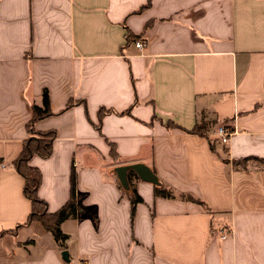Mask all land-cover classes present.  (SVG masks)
<instances>
[{
	"label": "crops",
	"instance_id": "obj_1",
	"mask_svg": "<svg viewBox=\"0 0 264 264\" xmlns=\"http://www.w3.org/2000/svg\"><path fill=\"white\" fill-rule=\"evenodd\" d=\"M45 90L53 115L34 128L56 137L30 160L38 194L62 207L74 169L82 198L62 243L24 224L12 164ZM203 119L207 136L191 131ZM247 156L264 159V0H0V264H264V165L236 166ZM136 162L210 211L136 174L123 189L114 168Z\"/></svg>",
	"mask_w": 264,
	"mask_h": 264
},
{
	"label": "trees",
	"instance_id": "obj_2",
	"mask_svg": "<svg viewBox=\"0 0 264 264\" xmlns=\"http://www.w3.org/2000/svg\"><path fill=\"white\" fill-rule=\"evenodd\" d=\"M150 3V2H149ZM127 41H134L136 37L134 34L127 30L126 37ZM43 104L42 105H33V117L32 119L27 123V129L29 132V136L25 138L23 141V149L19 156L13 160L12 164L13 167L17 170V172L24 178V194L26 197L30 199L31 202V209L28 217L24 221V224L29 223L31 221H40L45 228L51 232L54 239L60 241L61 243L67 238L65 234L62 233L60 229V223L63 222L66 219H69L71 216H75L79 213L80 209V201L81 196L76 193L75 188V170H72L71 173V197L68 200L66 204H64L59 209L55 210L54 212H51L48 210L46 201L41 198L38 194L39 187L42 183V174L39 168L34 167L30 164V160L34 156H41V157H49L52 154L53 149V141L56 137V131H38L34 128V125L37 121H39L42 118L49 117L53 115L50 105V99L48 95V91L45 90L43 92ZM73 103H69L66 107L69 108L72 106ZM99 125H95V127L101 129L100 123L102 121L103 116L107 111L101 109L99 110ZM228 131L233 132L234 127L231 125H228L226 123H221ZM212 124L210 121H206L203 119L201 123H197L196 126L191 130L194 133H197L201 136H207L208 132L210 131ZM216 140H220L219 138H214ZM214 141V140H213ZM225 152L227 149H224ZM226 160V159H225ZM224 160V161H225ZM228 160V159H227ZM226 160V162H228ZM249 161L257 162L259 165H264V159L258 158L255 156H247L244 159H240L239 161H235L234 163L236 166H240L243 169H246L247 163ZM154 172V171H153ZM129 175H134L135 173L133 170H128V177ZM132 196H131V217H134L136 205L140 202H142V198L138 193H136L134 188L130 189ZM154 193H156V196H162L165 198H174V197H180L183 200H193L197 203L204 205L203 201L198 200L197 198L193 197L191 194L187 193H180L177 194L174 192L173 189L169 188L165 184H158L157 186H154ZM207 211H210L209 207H205ZM23 224V225H24ZM22 224L17 225L16 227L19 228Z\"/></svg>",
	"mask_w": 264,
	"mask_h": 264
},
{
	"label": "water",
	"instance_id": "obj_3",
	"mask_svg": "<svg viewBox=\"0 0 264 264\" xmlns=\"http://www.w3.org/2000/svg\"><path fill=\"white\" fill-rule=\"evenodd\" d=\"M129 169L133 170L136 176L141 180L150 182L156 186L160 184L159 178H157L151 167L145 163L136 162L129 163L127 165H118L114 168V171L120 181L122 188L125 190L129 189V179L127 178ZM61 255L64 257V259L68 260V255L65 250L61 252Z\"/></svg>",
	"mask_w": 264,
	"mask_h": 264
},
{
	"label": "built area",
	"instance_id": "obj_4",
	"mask_svg": "<svg viewBox=\"0 0 264 264\" xmlns=\"http://www.w3.org/2000/svg\"><path fill=\"white\" fill-rule=\"evenodd\" d=\"M146 43L144 41H137L136 47L140 50L144 48ZM233 134V132L228 131L223 125H219L213 132L214 138H219L223 143L227 144L229 142L230 136Z\"/></svg>",
	"mask_w": 264,
	"mask_h": 264
},
{
	"label": "rangeland",
	"instance_id": "obj_5",
	"mask_svg": "<svg viewBox=\"0 0 264 264\" xmlns=\"http://www.w3.org/2000/svg\"><path fill=\"white\" fill-rule=\"evenodd\" d=\"M206 121H209V119H207Z\"/></svg>",
	"mask_w": 264,
	"mask_h": 264
}]
</instances>
